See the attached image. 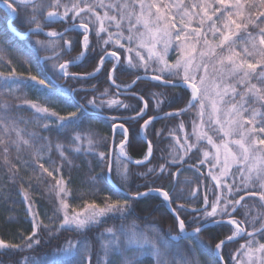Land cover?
Listing matches in <instances>:
<instances>
[{
  "label": "snow or ice",
  "instance_id": "snow-or-ice-1",
  "mask_svg": "<svg viewBox=\"0 0 264 264\" xmlns=\"http://www.w3.org/2000/svg\"><path fill=\"white\" fill-rule=\"evenodd\" d=\"M0 3L13 18L15 5L25 9L29 26L21 32L10 24L11 38L0 36V205L11 200L13 185L31 225L18 233L19 242L0 236V264H144V257L201 264V255L212 257L204 264H264V0ZM33 35L46 39L32 41ZM101 77L108 85L102 90L93 83ZM185 116L192 117L188 127ZM101 117L110 137L94 130ZM134 143L146 146L138 159L129 152ZM69 152L104 168L99 180L87 178L91 200L74 196L64 177L65 166H74ZM129 165L145 169L135 173L143 184H130ZM100 180L107 194L98 201ZM45 181L55 197L47 224L32 195ZM77 198L82 204L73 207L69 200ZM154 213L174 227L137 223ZM109 220L122 223L90 235ZM63 233L75 235L53 248L52 259L34 254ZM24 252L30 254L13 259Z\"/></svg>",
  "mask_w": 264,
  "mask_h": 264
},
{
  "label": "trees",
  "instance_id": "trees-1",
  "mask_svg": "<svg viewBox=\"0 0 264 264\" xmlns=\"http://www.w3.org/2000/svg\"><path fill=\"white\" fill-rule=\"evenodd\" d=\"M9 2H11V0H9ZM18 15L13 19V24L19 31L24 32L27 31V28L29 27L28 25H26L24 23V17L27 13V11L23 8H21L18 4L15 5ZM12 18V16L10 15V13L2 6V3H0V36H4L5 38H11L12 33L9 30V24L8 22L10 21V19ZM53 27L59 29L61 27V25H54ZM30 39L32 41L36 40V39H46L45 36L40 35V36H36L33 35L30 37ZM17 43L19 44L20 47H24L25 44L27 43V41H21V40H17ZM78 51V50H77ZM42 55H44L45 53H41ZM76 52H73L72 55H75ZM65 58H70V57H65ZM5 71H7V69H3ZM17 70L18 71H25L24 68L20 67L19 65L17 66ZM86 70H91V67H89L88 69H82V68H77V69H73V71H86ZM33 73L35 74L36 69L35 66H33L32 69ZM132 77H128L125 76L122 79L124 81H130ZM62 83H64V81H61ZM120 82V81H118ZM68 83H73L74 86H79L77 85L75 82H71L69 81ZM93 83L97 84V87L100 88L101 90L104 87H108L107 83L103 82V77H101L100 81H93ZM141 87H143V85H141ZM157 91H161L162 89H155ZM167 91H171L170 89H168ZM80 96H84L85 93H80ZM91 95V94H88ZM29 99H36L35 94L33 93H29ZM179 107H183V104L178 105ZM56 111L60 112L62 115L64 114V111L62 109V107H56L55 108ZM167 110V109H166ZM21 114L23 116H25L26 118H30L31 117V111L28 109H21ZM187 117V116H185ZM176 121L171 122L170 127L172 125H174ZM93 127L94 130L99 134V136H105V137H110L111 136V132L110 129L107 125V123L104 122L103 117H101L100 119L97 120H93ZM164 121H161L160 123L156 124V128H161L164 125ZM177 123V122H176ZM44 135L47 136H51L53 140L56 139L55 134L53 133H48L45 132L43 133ZM60 140L63 143H68L69 141L64 139V137L61 135L60 136ZM154 144L156 143L155 139H153ZM171 143L170 140L165 139L161 144H160V148L165 150V154L167 153V146ZM100 151H107V149L104 146H101L99 148ZM143 151H146V146H144L143 144H136L134 143L130 148H129V152L130 155H132V157L134 159H138L142 156ZM68 155L70 156V158H72L73 160V167L69 170L68 166L66 165L65 168L63 169L64 172V177L65 179H68L69 177L71 178V184L69 185V187L72 189L74 196L79 197L81 194H83V199L84 200H91L93 197H90L87 195L89 189L91 188V185L87 184V178L89 176L95 175L97 176L98 180L99 177L103 174L104 172V168L103 166H98L97 165V161L95 158L89 156L87 158L80 156V157H76L73 156L72 153H68ZM25 158L27 159V155H25ZM52 158L55 160H59V156L56 154L55 150H53L52 152ZM86 159L91 161V169L92 171H89V166L86 163ZM159 162H163L162 160ZM194 162V161H193ZM43 163H45V166L48 167V164L46 161H44ZM153 163H157L156 160L153 161ZM133 175L130 178V184L135 183V184H143L144 181L139 178L138 176L135 175V173L137 172H142L145 171L144 168H138L135 165H129ZM30 173H24L25 176L29 175ZM188 175H192V173H187ZM112 179L115 180L117 179L115 176V173L113 172V176ZM48 181H45L42 185H40V187L38 189H34L32 192L33 198L35 200L36 206L39 209L40 212V217L41 219L44 220V223L47 224L49 223V220L47 219L48 216H51V211L50 209L52 208L53 204L55 203V197L54 196H50L49 192H48ZM24 187H27V185L25 184ZM98 187H100L101 191L98 193L97 197H95L98 201L100 199H102L107 192L104 190L103 187V181L100 180ZM8 189L10 190V196H11V200L3 205H0V236H2L4 239L6 240H11L13 242H19V235L18 233L23 231L25 234H27V232L30 230V223L29 220L26 216L25 213V209H24V204L21 201V197L18 195L16 188L9 184L8 185ZM69 203L73 206V207H77L79 205L82 204V200L77 198V199H70ZM247 203L249 204L250 207L255 206L256 208H259V201L258 200H247ZM10 215H15L18 219L17 222H13V223H9L7 221V217ZM161 214L160 213H154L148 220H142L139 219L137 220V223H139L141 225V227H143L144 225L152 222L153 220H157L160 222L161 227L163 229H167L169 226H173L172 220L171 218H167V219H161ZM238 220H243L244 217L243 215H237L236 217ZM132 219H136L135 217H131L129 219V221H124L123 223H130ZM120 223H122L121 221L118 220H109L107 223H105L102 227H100L99 229H93L92 233H90V235L96 233V232H102L105 228L108 227H119ZM259 225L257 224V227ZM44 237H47V233L43 232L41 233ZM224 234H230L227 230H224ZM69 235L74 236V233H63L61 236L60 240H53L50 244H46V245H42L41 247L37 248L35 250V255H37L38 257L42 256L44 259L46 260H50L52 259L51 253L53 251V248L62 243L63 239ZM243 240H240L238 243H232L228 245V250L229 251H235L238 247L240 243H243ZM93 249L94 251H98L99 250V244L96 241H93ZM30 253L24 252V253H16V255L13 257V259H19L22 256L25 255H29ZM144 264H152V261L149 257H144ZM212 257H206L204 255L200 256V262L201 264H204V262L206 260H211ZM225 259H228L227 253H225Z\"/></svg>",
  "mask_w": 264,
  "mask_h": 264
},
{
  "label": "rangeland",
  "instance_id": "rangeland-1",
  "mask_svg": "<svg viewBox=\"0 0 264 264\" xmlns=\"http://www.w3.org/2000/svg\"><path fill=\"white\" fill-rule=\"evenodd\" d=\"M2 6L10 13V11L2 4ZM11 15V13H10ZM12 16V15H11ZM169 59L170 60H174L175 59V53H172L170 52L169 53ZM192 117L191 116H187V117H184V121H185V124H186V127H188V121L191 119ZM176 124V122L174 123V125H172L171 127H174ZM180 133H177V135H179Z\"/></svg>",
  "mask_w": 264,
  "mask_h": 264
},
{
  "label": "water",
  "instance_id": "water-1",
  "mask_svg": "<svg viewBox=\"0 0 264 264\" xmlns=\"http://www.w3.org/2000/svg\"><path fill=\"white\" fill-rule=\"evenodd\" d=\"M13 19H14V18L12 17V18L10 19V21L8 22L9 26H10V24H11V25L13 24V22H12Z\"/></svg>",
  "mask_w": 264,
  "mask_h": 264
}]
</instances>
